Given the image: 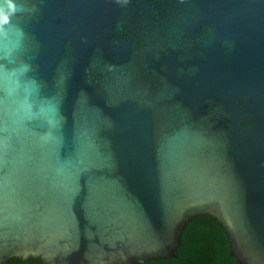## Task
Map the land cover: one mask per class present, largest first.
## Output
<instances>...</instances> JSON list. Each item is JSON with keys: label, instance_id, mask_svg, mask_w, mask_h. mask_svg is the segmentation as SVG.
<instances>
[{"label": "water", "instance_id": "obj_1", "mask_svg": "<svg viewBox=\"0 0 264 264\" xmlns=\"http://www.w3.org/2000/svg\"><path fill=\"white\" fill-rule=\"evenodd\" d=\"M212 215L264 264V0H0V264H142Z\"/></svg>", "mask_w": 264, "mask_h": 264}, {"label": "trees", "instance_id": "obj_2", "mask_svg": "<svg viewBox=\"0 0 264 264\" xmlns=\"http://www.w3.org/2000/svg\"><path fill=\"white\" fill-rule=\"evenodd\" d=\"M6 264H44L41 259L11 258ZM142 264H241L226 227L212 215H199L185 228L176 254Z\"/></svg>", "mask_w": 264, "mask_h": 264}]
</instances>
